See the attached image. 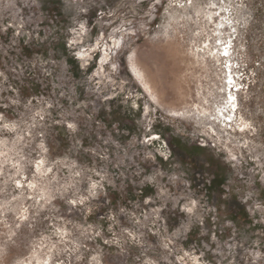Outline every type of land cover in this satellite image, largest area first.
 Instances as JSON below:
<instances>
[{
	"label": "rangeland",
	"instance_id": "374dc122",
	"mask_svg": "<svg viewBox=\"0 0 264 264\" xmlns=\"http://www.w3.org/2000/svg\"><path fill=\"white\" fill-rule=\"evenodd\" d=\"M37 259L264 264V0H0V264Z\"/></svg>",
	"mask_w": 264,
	"mask_h": 264
},
{
	"label": "bare ground",
	"instance_id": "6f19581e",
	"mask_svg": "<svg viewBox=\"0 0 264 264\" xmlns=\"http://www.w3.org/2000/svg\"><path fill=\"white\" fill-rule=\"evenodd\" d=\"M214 5V4H213ZM213 15V13L212 12H209L207 15H206V20L207 21H209V20H211V18L213 17L212 16ZM217 26H220V25H222V22L221 21H219L217 24H216ZM230 26V25H229ZM232 28V27H231ZM226 38V37H225ZM218 39V38H217ZM76 40V39H75ZM228 48H225L224 50H222V53L223 54H228V50H227ZM87 51V50H86ZM89 52V51H88ZM86 55V52L84 51V52H79L78 53V57L79 58H82V57H84ZM84 58H86V57H84ZM89 58V57H88ZM108 58V56H107V54L105 53L104 54V56H103V60H106ZM102 60V61H103ZM108 60V59H107ZM101 67V66H100ZM130 69H131V71H132V73H133V75L135 76V78L137 79V80H139V81H141L142 79H140V74H138L137 73V71H136V69H135V67L133 66V65H130ZM133 76V77H134ZM142 77V76H141ZM230 79H231V77H230ZM138 82V81H137ZM143 82V81H142ZM228 83H229V81H228ZM226 103H228L229 105H230V108H231V112H232V110L235 108V105H236V100H235V94H229V96L227 97V102ZM219 111V110H218ZM230 118V117H229ZM43 261H45L44 259H37L36 260V264H42L41 262H43Z\"/></svg>",
	"mask_w": 264,
	"mask_h": 264
}]
</instances>
